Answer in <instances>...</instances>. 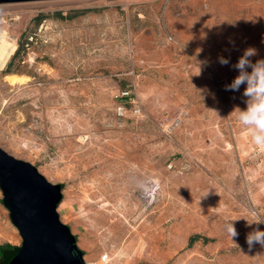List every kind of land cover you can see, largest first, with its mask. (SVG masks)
<instances>
[{
    "label": "rangeland",
    "instance_id": "374dc122",
    "mask_svg": "<svg viewBox=\"0 0 264 264\" xmlns=\"http://www.w3.org/2000/svg\"><path fill=\"white\" fill-rule=\"evenodd\" d=\"M0 31L25 78L0 70V146L63 184L86 263L264 264L246 243L264 230L246 221L264 216V148L238 119L246 85L225 90L247 48L264 59V0L2 3ZM7 242L23 238L0 188Z\"/></svg>",
    "mask_w": 264,
    "mask_h": 264
},
{
    "label": "water",
    "instance_id": "95a60500",
    "mask_svg": "<svg viewBox=\"0 0 264 264\" xmlns=\"http://www.w3.org/2000/svg\"><path fill=\"white\" fill-rule=\"evenodd\" d=\"M36 0H0L13 3ZM0 188L23 242L7 264H87L57 207L63 184L50 182L32 163L0 146Z\"/></svg>",
    "mask_w": 264,
    "mask_h": 264
},
{
    "label": "clouds",
    "instance_id": "9594fccd",
    "mask_svg": "<svg viewBox=\"0 0 264 264\" xmlns=\"http://www.w3.org/2000/svg\"><path fill=\"white\" fill-rule=\"evenodd\" d=\"M256 54L257 50L253 47H249L243 52V55L240 56L237 63L234 65V67L238 69L239 74L229 85L225 86V90L239 91L241 85H246L243 94L248 98L247 108L245 110L239 109L238 119L243 126L251 130L253 143L264 148V59L253 63L250 58ZM208 63L210 62H200V64ZM219 63L227 65L229 64V59L221 56L219 57ZM249 68H251V71H248ZM250 215L253 217L252 221L249 222L246 219L249 225L253 223L257 225L264 224V216L259 212L253 211ZM233 221L235 220L226 223V231L232 240L240 234ZM246 243L249 250H251L255 244L264 247V230L257 228L255 231L249 233L246 236Z\"/></svg>",
    "mask_w": 264,
    "mask_h": 264
},
{
    "label": "bare ground",
    "instance_id": "6f19581e",
    "mask_svg": "<svg viewBox=\"0 0 264 264\" xmlns=\"http://www.w3.org/2000/svg\"><path fill=\"white\" fill-rule=\"evenodd\" d=\"M16 50V42L13 41L11 37L9 38L7 34L0 31V70H4L6 68L7 64L9 63L12 56L15 54ZM6 77L12 83H16L25 79L24 77L13 73L7 74ZM91 264L93 263L91 262Z\"/></svg>",
    "mask_w": 264,
    "mask_h": 264
},
{
    "label": "trees",
    "instance_id": "16d2710c",
    "mask_svg": "<svg viewBox=\"0 0 264 264\" xmlns=\"http://www.w3.org/2000/svg\"><path fill=\"white\" fill-rule=\"evenodd\" d=\"M19 50L20 49H18L17 51L19 52ZM12 72L16 73L15 71L11 70V62H9L7 68L3 71V73L7 74V73H12ZM125 84L126 83H124V85ZM3 202H4V199H3ZM19 248H20V245L11 244L8 242L0 243V264H7L10 261V259L17 253ZM82 253L84 254V251H82Z\"/></svg>",
    "mask_w": 264,
    "mask_h": 264
},
{
    "label": "built area",
    "instance_id": "2783aa9c",
    "mask_svg": "<svg viewBox=\"0 0 264 264\" xmlns=\"http://www.w3.org/2000/svg\"><path fill=\"white\" fill-rule=\"evenodd\" d=\"M108 258H109L108 254L106 253L103 256H101V258L98 261L94 262L93 264H105L107 262ZM87 264H89V263L87 262Z\"/></svg>",
    "mask_w": 264,
    "mask_h": 264
}]
</instances>
